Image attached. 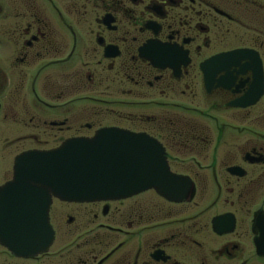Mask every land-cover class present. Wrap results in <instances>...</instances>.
I'll list each match as a JSON object with an SVG mask.
<instances>
[{
  "label": "flooded vegetation",
  "instance_id": "1",
  "mask_svg": "<svg viewBox=\"0 0 264 264\" xmlns=\"http://www.w3.org/2000/svg\"><path fill=\"white\" fill-rule=\"evenodd\" d=\"M76 100L134 125L72 121ZM109 127L154 139L185 198L52 199L48 251L0 264H264V0H0V187L16 155Z\"/></svg>",
  "mask_w": 264,
  "mask_h": 264
},
{
  "label": "water",
  "instance_id": "2",
  "mask_svg": "<svg viewBox=\"0 0 264 264\" xmlns=\"http://www.w3.org/2000/svg\"><path fill=\"white\" fill-rule=\"evenodd\" d=\"M180 182L168 172L154 139L114 127L22 152L14 157L12 179L0 187V246L22 259L46 253L53 241L48 223L53 198L89 203L152 189L179 202L185 198L177 192Z\"/></svg>",
  "mask_w": 264,
  "mask_h": 264
},
{
  "label": "rangeland",
  "instance_id": "3",
  "mask_svg": "<svg viewBox=\"0 0 264 264\" xmlns=\"http://www.w3.org/2000/svg\"><path fill=\"white\" fill-rule=\"evenodd\" d=\"M258 2L261 1V0H257ZM248 11H255L254 8H251L249 7L248 8ZM242 14L244 13L241 12ZM69 107V109H71V115L70 116V119L72 121L74 120H78L79 118L81 117H87L88 118V114L90 113V111H100L102 112V114H104V116L102 117V121L101 123H99V125H104V124H113V125H117V126H120V127H127L128 125H134V121H127L125 119L124 116H117L116 114H110L109 112H111V110L109 109V107H105L104 105H100L98 102L97 103H92V102H88V101H74V102H71L70 104L67 105ZM114 110L116 109H119L118 107H114L113 108ZM75 111H77L75 113ZM132 113H134L133 110H130ZM98 112L100 115L101 113ZM100 115H97V117H99ZM129 117H132V116H129ZM136 116H133L132 118H135ZM91 118H94V117H91ZM89 119V118H88ZM87 119H84L83 121H86ZM73 123V122H71ZM83 132V131H82ZM71 134H74V133H71V132H64L62 134H60V139H62V137H67ZM51 134H49V145L51 146ZM51 148V147H50ZM19 150V149H18ZM16 151V152H19V151ZM9 162L11 163V158L8 159V165L10 166ZM61 211V210H60ZM58 210V213H54L55 216H54V227L56 229V233H55V241H54V244L52 245L50 251L52 252H55L56 250H58L62 245H66V243L68 241H71L74 237V233L71 232V226L70 227H67L65 225H61L60 224V220L62 218V216H64V211H61L60 212ZM62 213V214H61ZM15 264V263H14ZM17 264H29L28 262H23V261H17ZM257 264V263H256Z\"/></svg>",
  "mask_w": 264,
  "mask_h": 264
}]
</instances>
